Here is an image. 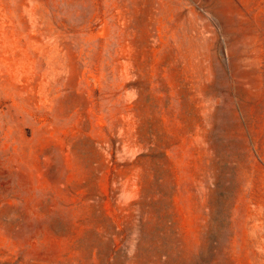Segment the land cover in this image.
Masks as SVG:
<instances>
[{"label":"rangeland","instance_id":"374dc122","mask_svg":"<svg viewBox=\"0 0 264 264\" xmlns=\"http://www.w3.org/2000/svg\"><path fill=\"white\" fill-rule=\"evenodd\" d=\"M0 264H264V0H0Z\"/></svg>","mask_w":264,"mask_h":264}]
</instances>
